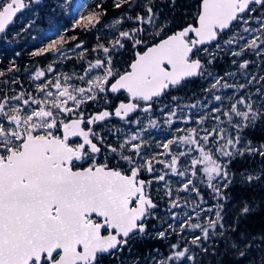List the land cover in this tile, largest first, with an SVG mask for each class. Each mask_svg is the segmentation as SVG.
<instances>
[{"label":"snow or ice","instance_id":"obj_1","mask_svg":"<svg viewBox=\"0 0 264 264\" xmlns=\"http://www.w3.org/2000/svg\"><path fill=\"white\" fill-rule=\"evenodd\" d=\"M32 2L38 3L39 0H0V33H5L16 14ZM67 2L71 3V0ZM129 2L117 0L115 7ZM258 7L264 8V0H201L196 26L189 25L152 46H146V38L141 35L145 31L142 27L119 31L118 36L110 41L111 48L98 45L105 58L87 61L83 74L57 73L49 65L47 73H53V76L36 84L35 92L39 95L21 91L0 99V264H99L98 255L120 251L129 240L147 234V220L154 215L157 205L147 191L153 180L145 181L138 177L142 171L153 172L154 164H162L173 174L189 177L176 190V195L166 181L167 173L153 178L165 182L170 211L181 207L179 192L200 194L190 178L196 177L198 172L206 177V185L215 193V198L224 199L221 185L213 184V180H221L222 186L228 187L232 182L228 163L245 153L264 157V144L257 147L245 142L241 145L239 134L256 121H264V103L256 107L251 95L247 98L244 95L222 97L215 92L228 88L244 90L255 82L261 84L256 94L264 97V75H252L244 84H229L224 76L213 77L206 91L212 93L215 101L221 102V106L211 109V113L218 115H201L194 122L203 125L211 116L218 122L217 127L203 128V135L197 128H189L186 134L174 136L158 145L165 151L151 157L142 155V149L148 146L143 138L145 126L140 118L135 121L128 118L138 111L149 113L155 99L170 87L180 85L186 78L204 75V66L199 58H194V51H207V48L199 46L218 40L221 33L233 28L234 22L240 28L224 44L231 48L240 41L244 43L240 44L239 51H232L231 55L241 57L246 52H252L264 56V16L251 15L257 13ZM147 13H152V7H147ZM135 19L139 24L152 23L153 15L146 18L137 16ZM252 19L257 20L258 27L251 26ZM98 22V14L95 13L79 14L75 20L76 26L85 29ZM121 23V20L116 21L117 25ZM244 33L254 34L248 39ZM129 41L134 48L145 45L146 50L136 51L128 70L121 73L113 66L111 52L124 48ZM64 43V37L59 36L32 55L46 52L60 54ZM217 47H220L219 44ZM61 58L71 59L67 56ZM79 58H84L83 52ZM250 63L244 60L238 67L246 70ZM12 70L10 67L9 71ZM3 75L0 72V76ZM226 75L233 76L234 73ZM44 77L46 71L37 70L33 79L41 81ZM73 80L79 84L73 83ZM121 92L127 93L126 102H119L113 111L105 109L85 118L83 106L89 101H96L102 94ZM225 99L229 102L227 109L223 107ZM113 115L128 123L141 125L135 134L119 145L120 159L127 165L124 170L109 167L106 162H96L101 148L94 141L102 143L103 139L90 126ZM175 116V110L169 112L165 123L171 125ZM188 119L191 120V117ZM224 123L237 134L233 136L228 128L220 127ZM147 127L157 128L159 123L149 119ZM177 132L185 130L177 129ZM172 145L187 148L173 152ZM109 148L114 153L118 151L111 145ZM125 150L131 155L123 154ZM159 156L170 159H158ZM182 157L189 158V161L188 167L180 170L177 165ZM221 157H227V163H222ZM260 178V175L249 174L244 179L251 183ZM195 207L199 208V205ZM222 210V205L217 204L214 218L209 217L204 223H193V217L188 216L178 228L168 224L166 230L156 234V238L165 239L169 230L179 235L186 228L199 229L201 235L187 240L189 245L208 252L205 242L220 237L238 258H248L252 249H259V264H264V235L249 237L240 233L234 238L229 233H236L237 228L231 225L225 227ZM250 210L245 203L240 215H247ZM199 216L197 211L196 217ZM172 219H176V214ZM257 240L261 244H257ZM170 247L171 253L156 264H195L196 255L190 247L182 246L180 242ZM248 264L257 262L249 259Z\"/></svg>","mask_w":264,"mask_h":264},{"label":"trees","instance_id":"obj_2","mask_svg":"<svg viewBox=\"0 0 264 264\" xmlns=\"http://www.w3.org/2000/svg\"><path fill=\"white\" fill-rule=\"evenodd\" d=\"M117 0H81L82 8L79 14L88 15L89 13L98 14V23L89 25L87 29L81 26H76L75 20L78 15H65L58 14L59 24L58 30L54 33H45L40 35V38H35L29 42H25L28 35L22 34L17 40L11 35L13 27H20L17 23V19L22 14L20 12L15 16V20L7 28L5 33H0L9 40V43H0V72L4 75L0 76V99L4 96H8L16 91L26 90L30 87L35 88L33 78L34 69H42L46 71V76L49 77L53 73H47L49 65L56 64L60 67V70L70 72V70H80L83 67V63L89 61L95 56H99L102 50L98 49V45L103 44L104 46L110 47V41L114 40L119 31L122 29H129L130 24L134 23V19L137 16L147 15V7H152L153 22L144 23V32L141 35L146 38V46L153 42L163 38L165 35L176 31V29L186 26L189 22L195 23L197 14L199 13V7L201 0H130L129 3L122 4L121 7H115ZM40 10L45 9L43 5H40ZM43 13V15H44ZM55 16V15H54ZM120 17L122 23L117 29L110 24L112 18ZM132 17V19H128ZM58 21V20H57ZM40 22L46 24L45 18L41 16ZM86 23V22H82ZM232 30V29H231ZM230 30H225L218 37V40L212 41L206 45L199 46L201 49L207 48V51H200L195 53L194 57L200 58L203 62V66L206 67L207 73L213 75L224 76L227 71L236 69L238 63H233L234 56L231 52L234 50L233 47L229 48L224 43V38L228 36ZM11 33V34H10ZM59 36L64 37L65 43L62 45V52L60 54L53 52H46L42 55L34 56L33 52L38 51L40 48L45 47L53 39H57ZM23 37V38H22ZM73 37L75 39H73ZM14 42V43H12ZM219 43V48L215 47V44ZM80 44L81 47L76 46ZM61 47V46H58ZM72 47L76 49H82L84 58L80 59L79 54L72 53ZM145 45L136 46L135 48L129 41L125 44L124 48L112 50V62L116 70L121 73L128 70V66L131 59L135 56L137 50L142 51ZM70 50L71 53H66L65 50ZM93 49H98L93 51ZM237 49V48H236ZM235 49V51H236ZM248 53L249 57L253 58L251 52ZM62 56L71 57V59H62ZM84 61V62H83ZM12 71H9V68ZM60 70H56L58 73ZM43 80V78L41 79ZM208 80V79H207ZM245 81V80H244ZM264 83V82H262ZM259 88L260 83H256ZM208 82L203 79V75L191 77L188 80H184L180 85L176 87H170L163 96L155 99L157 103L153 102V110H156L158 104L169 100L172 97L185 99L186 101H195L202 98L207 92ZM254 86V85H253ZM252 86V87H253ZM127 93H106L102 94L96 101H89L84 105L83 110H86L88 114L93 115L94 113L100 112L103 109L113 111L120 101L126 102ZM134 115V114H133ZM133 117V116H132ZM130 117V118H132ZM114 122H118L113 120ZM103 123L101 124V127ZM101 129V128H100ZM242 139L247 142L253 143L255 146L264 144V121H256L253 126L246 127L241 131ZM227 163L228 159L224 160ZM227 170L231 176V183L227 188L221 186V195L224 199L218 200L215 198V193L212 189L206 185V177L202 172H198L196 177H193L194 185L199 189L200 194L197 195L194 192V196L206 200V202L214 203L219 201L223 205V213L227 212L225 218L226 223L229 216L232 226L237 228L236 233H229L234 238L240 233H244L251 236H262L264 235V157L256 154L245 153L243 156H236L228 163ZM252 174L260 175L259 180H254L251 183L245 182V175ZM143 178L147 179V176L142 175ZM205 181V182H202ZM157 198L158 206L153 212H158L165 205L162 200V196L159 194ZM247 203L250 207V212L247 215H240V210ZM161 223L160 219L154 220L150 217L147 220V233L151 230V227L158 226ZM229 224L226 225V228ZM165 239H169L170 242H166L164 239L156 238L150 234H140L133 239L129 240L128 245L124 246L122 250L115 251L113 254L103 255L99 261V264H125L124 260L127 258H133L134 264H145L142 260L137 261V257L150 255V251L158 249L168 254L170 251V245L173 241H176L177 236L173 232L168 234ZM215 247L206 244L208 252H200L199 259L196 264H248L249 259H253V255L256 254L255 250L252 249V255L248 258L236 257L219 237L215 238ZM256 243H261L259 240ZM169 246V247H168ZM212 248V250H210ZM195 250V249H193ZM118 256L123 258V263H120ZM257 264H259L257 262Z\"/></svg>","mask_w":264,"mask_h":264},{"label":"rangeland","instance_id":"obj_3","mask_svg":"<svg viewBox=\"0 0 264 264\" xmlns=\"http://www.w3.org/2000/svg\"><path fill=\"white\" fill-rule=\"evenodd\" d=\"M27 1V0H26ZM40 5H43V8L45 9V13L43 10H40V6L37 5L36 2H32L29 7H26L25 10L23 11V13L19 16V19H17V23L20 24V27H13L11 28L12 30V34L13 38L15 40H17L20 36V32H23L22 34L24 35H28V38L25 40V42H29L31 40H35V38H40L39 36L42 34H45L47 32L49 33H54L55 31L58 30V27L61 26L59 24L60 18H58V14H62L63 16L65 15H79V12L82 8V4H81V0H71V3H68L67 0H39L38 2ZM44 13V15H43ZM55 15V16H54ZM147 15H151V14H147ZM147 15H141L140 16H145V18L147 17ZM246 16L248 14H245ZM252 16H264V8H257V13H253L251 14ZM41 16H43L45 18V22L46 24H42L40 22V18ZM58 20V21H57ZM111 22L110 24H112V26H114L116 29L117 27H119V25L116 24L117 20H120V17H116V18H112L110 19ZM147 23V22H145ZM130 28L128 29H122L120 31H127V30H131L134 27H142V24H139V22L136 21V19H134V23L130 24ZM251 26L253 28L258 27V22L256 19H252L251 20ZM240 25L239 24H234V27L232 28V30H230L228 33V36L226 38H224L222 44L224 43L225 40H227L230 36L233 35L234 31L239 30ZM254 33H244L243 35L248 38L251 39L252 35ZM23 38V37H22ZM0 43H6V44H10L9 40L5 39V37L3 35L0 34ZM14 43V42H12ZM244 41H240V44H243ZM219 44V43H217ZM217 44H215V47H217ZM240 44H233V51H239L240 48ZM12 45V44H10ZM107 47V46H106ZM72 49V53H77L79 54V52H82V49H76L74 47L71 48ZM66 53H71L70 50H65ZM251 55H253V58L249 57L248 53H245L243 56L241 57H235L234 60L238 63L243 62L244 60H248L251 61L252 63H250L248 69H240L238 66L236 67V69H231L230 71H227L224 75L225 79L228 81L229 84H244L247 82L248 79H250V77L252 75H264V71L262 68V64L264 61V56H257L254 53L251 52ZM112 57V55H111ZM97 58H101L104 59L105 58V54L102 52L99 56H95L94 58L90 59L89 61L95 62V60ZM233 60V61H234ZM84 62V61H83ZM251 64H254V66H251ZM55 70H60L61 66L58 67L56 66V64H53L52 66ZM87 68V62L83 63V67L80 70H75L72 69L70 70V72H66L63 70H60L58 73H65L68 75H81L83 74V72L85 71V69ZM205 72L203 75V79L206 80V82H208V86L207 88L210 86V84L213 82V77H219V75H213V77L211 78L210 75L207 73L206 67H204ZM37 70H42V69H38V67L36 69H34V73L33 74V78L35 76V73ZM227 73H234L233 76H227ZM53 74H51L49 77H44V79L46 78H52ZM33 78H31L33 80V82L36 84L41 83L43 80L41 81H35ZM208 79V80H207ZM245 80V81H244ZM73 83H77L79 84L78 81L73 80ZM254 85V86H253ZM255 82H253L252 84H250L248 86V88L244 89V90H238V89H234V88H228V89H222V90H217L215 92L216 95H221L222 97H229V96H239V95H244L246 98L248 95L252 96V100L255 102L256 107H259L262 103H264V97L259 96L258 94H256V89L259 88ZM34 86V87H35ZM83 86V85H80ZM253 86V87H252ZM261 88V87H260ZM24 92H31L33 93V95H39L35 92V88L30 87L29 89L27 88L26 90H21ZM21 91H16L8 96H13L16 95L18 93H20ZM206 94L195 101H186L185 99L182 98H177V99H173V97L169 100H165L163 102H161L160 104H158V108L156 110H152L149 113H143V112H136L132 118H128V120L131 121H135L137 118H140L142 125L145 126L146 130L143 133V138L147 141L148 146L144 149H142V155L151 157L153 154L155 153H162L165 150L162 147H159L158 145L166 142L168 139L173 138L174 136H179V135H183L186 134V130L189 128H197V131L200 132L201 135H203V128H208V129H212L217 127L218 122L213 120L211 118V116H209V119L205 120L203 125H198L197 123H195L194 121H196L201 115H206L211 113V109L215 108V107H219L221 106V102L220 101H215L213 99L212 93L209 92H205ZM158 100H156L154 102L157 103ZM195 104L196 107L192 108L191 105ZM223 107L224 109H227V107H229V102L227 99H225L223 101ZM84 108V106H83ZM175 110L176 111V116L172 117L173 123L171 125H168L165 123V121L168 119V114L169 112ZM84 114H85V118H87L88 116H90V114H88V112L86 110H83ZM211 115H218L217 113H211ZM191 117V120H189L188 118ZM74 118V117H73ZM149 119H155L158 121L159 123V127L157 128H150L147 127L148 124V120ZM222 120H226V118L221 117ZM239 119V118H237ZM87 127V126H86ZM141 127V125H137L135 123H128L126 120H118V122H114V121H109V122H105L103 123V126L101 129H98V131L93 130L94 132L99 134V137H102L103 142L101 143L100 140H95V142H100L102 145H104L105 147V151L102 154H99V156L96 155V162L97 163H111L113 162L117 167H120L122 170L125 168H127L126 163L120 159V156L122 155V153L119 151V145L126 139L128 138L131 134H135L137 132V130ZM220 127H224V128H228V131L235 136L237 133L234 129L230 128L228 126L227 123L221 124ZM177 129H184L185 132L181 133V132H177ZM240 136L242 135L241 132L239 133ZM242 138V136H241ZM245 139H241V145L244 144ZM220 143H223V141H220ZM252 145H254L253 143H251ZM109 145H111L112 147H116L118 149L117 152H112L111 149L109 148ZM241 145H237V147H241ZM255 146V145H254ZM173 150V152H178L180 150H186L187 146H181V148H177L176 145H172L170 146ZM123 154H128L131 155L130 152H127V150H125V152ZM193 156L197 155V153H192ZM158 159H163V160H168L170 159V157H166V156H159ZM221 162L225 163L224 160L228 159L227 157H221ZM188 161L189 158H181L180 163L177 165V167L180 170H183L185 167H188ZM124 167V168H123ZM167 173L166 175V181L168 182V185L172 188L173 190V194L176 195L177 192L176 190L182 185L183 182L186 181V179H188L189 177H181L179 175L173 174L171 173L168 169H166L164 167V165L162 164H154V171L151 173H148L146 171H142L140 173V175H145L147 176L148 180H153V183L150 186V190L153 191L154 193H156V197H158V195L160 194L162 196V200L165 202V205L160 209V211L158 212H153L154 215L152 216L154 218V220L160 219L161 220V224L158 226V229L156 230V227H153V230H150L146 236H156V234L160 231H164L167 229L168 224H174L177 226V228L179 227V225L181 224V222L186 221L188 216L193 217L192 222L196 223V222H200V223H204L205 220L209 217L214 218L215 216V211H216V206L217 204L222 205V202L219 203V201H216L214 203H210V202H206V200L202 199V198H198L196 196H194V192H179L178 195L181 197V207H177V208H173L170 209V204H169V198L165 195V182L164 181H156L153 178L160 175V174H164ZM249 175V174H248ZM252 175V174H250ZM246 176V175H245ZM193 181V177H190ZM231 178V176H230ZM194 184V181H193ZM213 184H220L221 186L223 185V181L221 180H213ZM191 187V186H190ZM185 201H187V203H185ZM225 201V199H224ZM199 205V208H196L195 206ZM223 207V205H222ZM195 209V210H194ZM208 209H212L211 212L207 211ZM200 212V216L199 218L196 217V212ZM173 214H176V219L173 220L172 216ZM187 214V215H186ZM222 216L224 217V221H225V216L227 214L223 213L222 210ZM228 223L225 222V227L227 224H229V226H232L231 221H229V216H228ZM164 226L163 228H161V226ZM173 232H171L169 230L168 234H171ZM177 236L176 241H173L172 244L177 243V242H184V246H188L192 249V251L195 253L196 255V261L195 264L197 263V260L199 259L200 256V252H202L199 248L195 247V246H191L187 243V240L191 239L193 236L195 235H201L200 230L196 229L193 230L191 228H186L185 231L182 234H177L176 232H174ZM186 238V239H185ZM215 238H219V237H214L212 240L210 241H206V244H209L212 247H215L213 244H215ZM167 243L170 242V240L168 239H164ZM257 244H261V243H257ZM171 246V245H170ZM183 246V245H182ZM169 247V246H168ZM262 247H264V245H262ZM171 248V247H170ZM195 249V250H193ZM212 250V248L210 249ZM255 250V254H256V262L259 263V257L261 255V251L259 249L254 248ZM150 255L144 256V258L142 259L141 257H137V261L142 260V262L144 261L145 264H156V262L160 259H163L164 257L168 256L171 253V249L169 251L168 254H165L163 251H158V249H153V251H150ZM250 255H252V252L250 253ZM253 257L255 258V256L253 255ZM118 260L120 261V263H123L125 261V264H134V262L132 261L133 258H127V260L123 261V258L121 256L117 257ZM253 258V259H254ZM188 264H191V262H188Z\"/></svg>","mask_w":264,"mask_h":264},{"label":"flooded vegetation","instance_id":"obj_4","mask_svg":"<svg viewBox=\"0 0 264 264\" xmlns=\"http://www.w3.org/2000/svg\"><path fill=\"white\" fill-rule=\"evenodd\" d=\"M25 10V8L21 11L22 13H23V11ZM234 24H236V23H234ZM190 35H192V34H190ZM251 66H254V64H251ZM262 68H263V71H264V61H263V64H262ZM121 102V101H120ZM119 104V103H118ZM117 104V105H118ZM152 108H153V103H152ZM114 109V108H113ZM103 110H105V109H103ZM103 110H101V111H103ZM99 113V112H98ZM94 114H97V113H94ZM113 120H116V121H118V120H121L119 117H115L114 115L112 116V117H110V118H108L107 120H105V121H103V122H98V123H95V124H93V125H91L90 127H92V129L93 130H96V131H98V129H100V128H102L101 127V124L102 123H105V122H109V121H113ZM88 127V126H87ZM97 143V145H98V147H100L101 148V152L100 153H98V155L97 156H99V154H102V153H104V151H105V147H104V145H102L100 142H96ZM84 166L86 167L87 166V164H84ZM108 166L109 167H117L113 162H111V163H109L108 164ZM124 168V167H123ZM125 169V168H124ZM123 169V170H124ZM122 170V169H121ZM138 178H142V176L141 175H139V177ZM144 179V178H143ZM147 191L150 193V195H151V198L153 199V202L154 203H156V205L158 206V203H157V198H156V193H154L153 191H151L150 190V187L147 189ZM227 217V214H226V216H225V218ZM161 224V223H160ZM160 224H158V226L160 225ZM158 226L156 227V226H152L151 227V230H153V227H156V230L158 229ZM164 226L162 225L161 226V228H163ZM184 242H181V244L184 246V244H183ZM113 252H115V251H113ZM113 252L111 253V254H113ZM104 255H109V254H104ZM103 255H98V261H100V259H101V257H102Z\"/></svg>","mask_w":264,"mask_h":264},{"label":"water","instance_id":"obj_5","mask_svg":"<svg viewBox=\"0 0 264 264\" xmlns=\"http://www.w3.org/2000/svg\"><path fill=\"white\" fill-rule=\"evenodd\" d=\"M27 2V1H26ZM200 4H201V2H200ZM199 10H200V7H199ZM22 11V10H21ZM20 11V12H21ZM20 12H18V13H20ZM18 13L16 14V16L18 15ZM199 14V13H198ZM198 14H197V16H196V19H195V22L196 23H192V22H189L186 26H184V27H182V28H179V29H176V31H174V32H171V33H169V34H167V35H165L163 38H160L159 40H157V41H155V42H153L152 44H150V45H148V46H152L153 44H155V43H159L161 40H163V39H166L168 36H171V35H173L174 33H176V32H178V31H181L182 29H184L185 27H188L189 25H192V26H196V25H198ZM15 18H13V20H14ZM11 25V24H10ZM9 25V26H10ZM144 50H146V48L145 49H143L142 51H144ZM141 51V52H142ZM134 58H135V56H134ZM134 58L132 59V61L134 60ZM196 58V57H195ZM131 61V62H132ZM130 62V63H131ZM202 62V61H201ZM187 79H190V78H186L185 80H187ZM132 114H130V116H131ZM129 116V117H130ZM139 179H143V178H139ZM143 180H145V179H143ZM146 181V180H145ZM113 251H115V250H113Z\"/></svg>","mask_w":264,"mask_h":264},{"label":"bare ground","instance_id":"obj_6","mask_svg":"<svg viewBox=\"0 0 264 264\" xmlns=\"http://www.w3.org/2000/svg\"><path fill=\"white\" fill-rule=\"evenodd\" d=\"M95 142V141H94Z\"/></svg>","mask_w":264,"mask_h":264}]
</instances>
